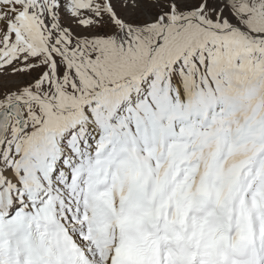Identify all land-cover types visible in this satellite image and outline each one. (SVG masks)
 Returning a JSON list of instances; mask_svg holds the SVG:
<instances>
[{
    "label": "snow or ice",
    "instance_id": "obj_1",
    "mask_svg": "<svg viewBox=\"0 0 264 264\" xmlns=\"http://www.w3.org/2000/svg\"><path fill=\"white\" fill-rule=\"evenodd\" d=\"M0 264H264V0H0Z\"/></svg>",
    "mask_w": 264,
    "mask_h": 264
}]
</instances>
